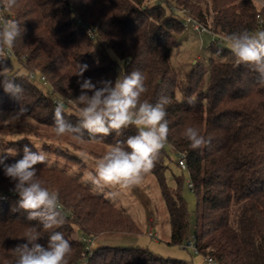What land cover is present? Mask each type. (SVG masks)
Masks as SVG:
<instances>
[{"label": "trees", "instance_id": "1", "mask_svg": "<svg viewBox=\"0 0 264 264\" xmlns=\"http://www.w3.org/2000/svg\"><path fill=\"white\" fill-rule=\"evenodd\" d=\"M181 11L215 36L207 65H193L182 86L171 63L173 49L181 45L176 36L186 28ZM0 16L20 22L21 37L4 56L9 75L23 88L18 99L0 85V111L27 107L28 116L53 126L56 102L63 101L73 111L65 118L75 125L77 81L91 79L97 87L101 80L114 82L117 64L108 54L112 49L125 63L126 73L138 70L144 76L148 91L142 100L152 104L161 96L171 100L166 106L167 144L173 152L187 154L197 196L198 254L216 264H264V85L258 83V73L237 66L222 44L232 32L264 30V6L256 0H17L15 8L0 11ZM81 21L97 28L93 36ZM13 61L24 71L14 68ZM83 64L88 65L83 77L75 76ZM190 98H195L194 105L187 102ZM187 127L198 128L211 143L193 150L184 137ZM136 131L129 127L119 136L95 139L85 132L83 139L112 145ZM169 158L164 147L147 175H154L161 187L171 243L183 244L189 235L188 209L180 194L181 180L175 190L166 185ZM17 160L6 157L5 163ZM35 167L44 186L59 192L65 222L45 230L38 221L27 220V213L18 209L15 184L0 165V264H14L13 249L26 243L24 234L32 227L45 245L53 231L62 232L72 245L69 264H193L140 247L98 245L88 252L83 237L137 232L136 222L80 178L48 162ZM75 225L83 231L81 239L74 236Z\"/></svg>", "mask_w": 264, "mask_h": 264}, {"label": "clouds", "instance_id": "2", "mask_svg": "<svg viewBox=\"0 0 264 264\" xmlns=\"http://www.w3.org/2000/svg\"><path fill=\"white\" fill-rule=\"evenodd\" d=\"M16 5L17 0H0V11L10 12ZM21 34L19 21L0 16V85L6 93L18 99L23 88L9 75L11 70L4 53L14 47ZM224 39L235 57L236 65L242 64L258 73V83L264 85V30L235 31ZM87 69V64L78 65L74 75L82 78ZM77 83L80 95L74 101V114L78 122L73 125L66 120L65 114L72 115L73 111L65 102L57 101L53 124L56 136L70 135L73 140L80 141L85 132L95 139L112 133L119 136L129 127L137 130L125 141L118 140L109 145L107 151L95 160L81 157L91 169L84 174L85 183L91 184L94 193H103L115 199L124 189L139 185L155 167L161 150L168 143L170 129L166 106L171 100L167 96H161L155 104L142 100L148 91L144 76L138 70L126 73L122 66L114 82L101 80L99 87L91 79H78ZM187 102L194 105L195 98ZM27 113V107H20L0 123L14 124L21 117L26 120ZM184 137L193 150L211 143L210 138L206 139L196 127H187ZM30 143L37 152L25 145L21 159L6 164V157L0 155V165H3L5 176L15 184L14 191L19 195L18 209L27 213V220L38 221L45 230L59 228L65 222L59 192L50 191L44 186L35 167L47 162V154L42 151L41 144ZM7 151L9 155H16L13 149ZM105 189L111 191L105 193ZM23 239L26 243L17 244L13 249L16 255L14 264H69L72 245L62 232L53 231L45 245L38 242L40 234L32 227L25 232ZM208 264H212V261L209 260Z\"/></svg>", "mask_w": 264, "mask_h": 264}, {"label": "rangeland", "instance_id": "3", "mask_svg": "<svg viewBox=\"0 0 264 264\" xmlns=\"http://www.w3.org/2000/svg\"><path fill=\"white\" fill-rule=\"evenodd\" d=\"M256 3L259 7L264 6L262 0H256ZM176 38L181 42V45L173 49L171 63L180 73L182 79L180 86H182L187 73L193 65L197 62L207 65L210 57V44L215 39V36L211 33H198L185 28ZM222 44L227 46L226 41L222 42ZM108 54L116 61L118 77L121 66L124 69L125 63L117 57L112 49H108ZM13 65L14 68H19L16 61H13ZM19 69L20 72L24 71L22 68ZM35 83L40 85V82L35 81ZM178 96L181 97V88L178 90ZM15 112L0 111V120H6L9 115ZM27 117L28 119L26 120L21 117L20 121L14 124L0 123V155L19 160L23 157L25 145L30 147L33 152L38 151L30 141L41 144L42 151L47 154V162L50 166L63 170L74 178H80L92 191L91 184L84 181L85 172L91 169L81 157L85 156L89 161L95 160L107 151L109 145L86 139L73 140L70 135L58 137L54 134L52 125L39 123L28 115ZM165 147L170 155V158L167 159L168 178L166 185L169 190H175L178 187L177 181L181 180L180 194L188 209V239L183 244L171 243V225L162 190L155 176L149 174L144 176L139 185L124 189L115 199L109 198L103 193H96L103 195L116 207L131 215L136 222L138 231L95 236L93 239L95 241L94 248L98 245L125 248L140 247L165 258L182 259L193 264H207L206 257L192 249L183 247L189 242H195L197 196L188 186L190 181L189 173L182 171L177 165L178 154L173 152L168 144ZM8 149L15 150L16 155H9ZM108 191L111 190L105 189V193ZM83 235L80 227L75 225L74 236L81 239Z\"/></svg>", "mask_w": 264, "mask_h": 264}, {"label": "built area", "instance_id": "4", "mask_svg": "<svg viewBox=\"0 0 264 264\" xmlns=\"http://www.w3.org/2000/svg\"><path fill=\"white\" fill-rule=\"evenodd\" d=\"M181 13L183 14V22H184V25L186 28L188 29H191L195 32H198V33H211L213 34V32L208 29L207 27L203 26L202 24L194 21L193 19H191V17L185 15V12L184 11H181ZM82 27L86 29L87 33L91 36L94 35V32L96 31V27H93L91 28L90 26H88V23L86 22H82ZM31 77L34 78V75H32ZM43 80H45L43 77H42ZM178 154V162H177V165L178 167L182 170V171H186V172H189L188 170V164H187V154L185 152H177ZM188 186L191 190H194V185L192 183V181L190 180L188 182ZM94 238H86V237H83L82 240L86 243V250L89 252L91 251L94 246H95V241L93 240ZM184 248H188V249H192L194 250L196 253H198V250H197V247H196V243L193 242H189L187 243L186 245H183ZM211 260L212 261V264H216L215 260L212 259L211 257H206V262L208 264V261Z\"/></svg>", "mask_w": 264, "mask_h": 264}]
</instances>
